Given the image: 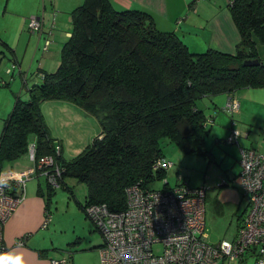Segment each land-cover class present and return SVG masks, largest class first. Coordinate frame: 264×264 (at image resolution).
I'll return each mask as SVG.
<instances>
[{
  "label": "trees",
  "instance_id": "1",
  "mask_svg": "<svg viewBox=\"0 0 264 264\" xmlns=\"http://www.w3.org/2000/svg\"><path fill=\"white\" fill-rule=\"evenodd\" d=\"M228 8L240 34L235 52L194 53L177 32L158 30L144 10L83 0L70 12L71 34L57 68L27 89L26 99L15 97L0 135V169L26 155L34 136L37 157L54 154L61 167L60 187L65 177L74 178L86 186L84 203L120 211L129 186L154 188L166 177L167 170L154 167L165 157V141L209 158L207 117L198 100L264 87L257 52V44H264V0H229ZM256 58L257 66L243 64ZM58 100L87 110L100 127L90 145L69 160L55 154L60 148L41 113L44 102Z\"/></svg>",
  "mask_w": 264,
  "mask_h": 264
},
{
  "label": "crops",
  "instance_id": "2",
  "mask_svg": "<svg viewBox=\"0 0 264 264\" xmlns=\"http://www.w3.org/2000/svg\"><path fill=\"white\" fill-rule=\"evenodd\" d=\"M47 1L54 2L55 0H41V2L40 0H21L23 7L21 4L19 8L24 12L20 16L21 21L19 20L17 25H10L8 31H0L1 54L6 57L11 55L12 62L17 63V68L8 73L10 78L3 77L6 82L2 80L3 86L8 89L7 95L10 98L13 95V100L17 95L26 97V90L41 83L44 73L56 69L59 63L60 48L71 34L70 12L74 9L73 5L78 4L80 0H65L64 10H58L57 14L54 11L51 17L48 15L45 25L43 11L48 5ZM110 2L117 10L137 8L148 12L158 30L177 32L189 51L194 53L203 52L208 48L234 53L240 41V34L229 12V0H110ZM39 5L42 6L40 17L43 20L40 35L30 33L26 27L28 17L32 14H39ZM8 35L11 37L16 35V37L13 40ZM46 40L50 43L44 48ZM21 46L24 49L23 52L20 49ZM27 51L28 57H25ZM21 52L24 56H21ZM257 52L261 61H264V44H257ZM27 60H30L28 65L25 64ZM14 75L19 77L13 78ZM232 97L238 99L240 107L236 113H230L231 122L226 128L229 134L225 139L230 136L231 129L238 128L241 132H245L246 137L251 132L255 135L250 145L243 143V147L240 148L251 147L264 150V87L241 88L233 93L203 97V100L206 102L207 111L211 113L209 106L212 102L217 108L226 104ZM48 103L44 102L42 105ZM209 121L207 126L210 131V127L213 124L216 125L217 119L213 116ZM222 122L219 120L218 125L223 124ZM218 125L212 130L217 129ZM225 139L220 138V140ZM27 162L28 164L20 157L10 163L6 171L27 173V178L33 172L32 175L35 177H45L37 172L34 162L29 159ZM84 202L85 200L79 204ZM246 206L248 208L247 202ZM46 210L48 206L41 184L39 183L36 188L33 183L26 185L25 198L10 216L2 231V243L12 257V264H15L17 254L22 258V264H50V258L60 259L66 255L70 259L67 264H100L98 249L102 245V238L96 234L93 224L94 229H91L87 221L82 222V227H86L88 233L81 229L76 230L74 227L70 235H66V240H63L60 237L63 231L57 232L54 220L51 221L49 228V216L46 215ZM239 222L240 219L237 224ZM236 231L237 226L231 240L235 237ZM22 237H25L24 244L17 245L16 240ZM251 259L255 260L254 253L245 255L239 264H247ZM220 264L228 263L223 261Z\"/></svg>",
  "mask_w": 264,
  "mask_h": 264
},
{
  "label": "built area",
  "instance_id": "3",
  "mask_svg": "<svg viewBox=\"0 0 264 264\" xmlns=\"http://www.w3.org/2000/svg\"><path fill=\"white\" fill-rule=\"evenodd\" d=\"M42 24L40 16H31L27 20L28 31L40 35ZM49 43L46 40L44 48ZM16 68L17 63L12 62L7 73ZM239 107L238 99L232 97L224 110L234 114ZM237 138L238 130L231 129L225 142L237 143ZM55 154H60L59 149ZM26 155L49 185L59 186L62 169L54 154L37 157L34 142L28 145ZM238 162L237 179L248 208L232 240L223 239L217 244L207 240V188H192L185 182L171 187L165 181L158 189L144 188L137 183L125 190L123 210L112 211L104 203L83 205L86 217L102 238L98 249L100 264H220L241 261L249 253L255 254L253 264H264V150L240 148ZM171 164L166 157H161L154 167L168 171ZM8 168L6 165L0 169V257L5 258V264H12V257L2 243V231L25 198L27 173L6 171ZM220 181V185H228L227 179ZM24 239H17L16 244L23 245ZM69 260L66 255L50 258L49 263L67 264Z\"/></svg>",
  "mask_w": 264,
  "mask_h": 264
},
{
  "label": "rangeland",
  "instance_id": "4",
  "mask_svg": "<svg viewBox=\"0 0 264 264\" xmlns=\"http://www.w3.org/2000/svg\"><path fill=\"white\" fill-rule=\"evenodd\" d=\"M47 3L46 9L43 11L45 14V25L48 21V15L51 17L54 11L57 14L58 10H64L65 0H55L54 2L47 1ZM81 3L82 0H80L78 4L73 5L74 8ZM13 4L14 6L12 7ZM21 4L23 7L21 0H0V31H8L10 25H17L18 21H21L20 16L24 14L19 8ZM38 11V15L32 14L31 16H40L42 14V6L39 5ZM174 24H176V22H174ZM26 27L28 30L27 23ZM8 36L13 40L16 37V35L12 37L11 35ZM20 49L23 52L24 49L22 46ZM1 51L2 49L0 50V135L4 120L9 116L14 103L13 95H11V99L6 93L8 89L2 84V80L4 81L3 77L10 78L7 69L12 67L13 57H11V55L6 57V55L1 54ZM22 52L21 56H24ZM26 56L28 57V51L25 53V57ZM29 63L30 60L25 62L27 65ZM15 76L17 75H14L13 78ZM20 97L26 99L27 96L25 97V95H22ZM198 106L202 108L206 114L208 124L210 122L209 119L213 116L217 119L216 125H218L219 120L223 121V124H219L217 129L212 130V128L216 126L213 124L205 137V147L207 151L210 152L209 158L185 153L177 145L165 141L162 143L164 147L163 151L165 157L172 164L168 167L166 177L163 180L157 181L155 187L160 189L163 183L167 181L171 187L180 182H185L192 188L201 186L207 188V240L212 244H217L223 239L231 240L236 226H238V219L246 213L247 201L242 195L241 187L237 179L240 171V164L237 160L240 156V147H243L242 144L247 143L250 145L255 135L251 132L249 136L246 137L245 132H241V130L237 128L239 136L238 142L227 144L225 140H220V138L225 139L228 136L229 132L226 131V128L228 123L230 124L231 122L230 113L224 110L225 104L215 108L214 102H212L209 106L212 111L211 113L207 111L206 102L203 98L198 100ZM41 113L49 135L55 139V144L60 148L62 160H69L78 155L90 145L93 139L100 133V127L96 117L72 102L65 100L50 101L48 104L41 106ZM257 140L258 138L256 142ZM34 141V136L29 135V145L33 144ZM26 156L27 155L22 156V160L28 164ZM32 174L27 178L26 185L33 183L36 188L39 183L41 184L45 202L48 206L47 214L49 216V228L51 221L54 220L57 232L63 231L60 233V237L63 238V240H66V235H70L74 227L76 230L81 229L87 231L86 227H82V222L87 221L91 225V229H94L92 223L84 216V212L79 206V202L84 201L86 197V186L84 183L74 178L65 177V185L55 187L53 194L48 195L45 177H35V175ZM179 177H181L180 180ZM222 178L229 180L228 185H220V180ZM95 232L100 238V233L97 230H95ZM252 261L251 259L247 264H253ZM228 264H239V261L235 260Z\"/></svg>",
  "mask_w": 264,
  "mask_h": 264
},
{
  "label": "water",
  "instance_id": "5",
  "mask_svg": "<svg viewBox=\"0 0 264 264\" xmlns=\"http://www.w3.org/2000/svg\"><path fill=\"white\" fill-rule=\"evenodd\" d=\"M260 60L258 58L256 59H247L243 62L245 66H257L259 65Z\"/></svg>",
  "mask_w": 264,
  "mask_h": 264
},
{
  "label": "snow or ice",
  "instance_id": "6",
  "mask_svg": "<svg viewBox=\"0 0 264 264\" xmlns=\"http://www.w3.org/2000/svg\"><path fill=\"white\" fill-rule=\"evenodd\" d=\"M19 258H16L15 264L16 262H18ZM0 264H5V258L0 257Z\"/></svg>",
  "mask_w": 264,
  "mask_h": 264
},
{
  "label": "clouds",
  "instance_id": "7",
  "mask_svg": "<svg viewBox=\"0 0 264 264\" xmlns=\"http://www.w3.org/2000/svg\"><path fill=\"white\" fill-rule=\"evenodd\" d=\"M16 258H19L18 262H16V264H22V258L17 254ZM16 261V259H15Z\"/></svg>",
  "mask_w": 264,
  "mask_h": 264
}]
</instances>
